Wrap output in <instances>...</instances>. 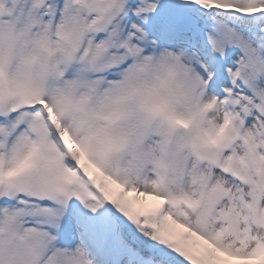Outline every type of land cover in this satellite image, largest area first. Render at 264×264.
Instances as JSON below:
<instances>
[{"label": "snow or ice", "instance_id": "snow-or-ice-1", "mask_svg": "<svg viewBox=\"0 0 264 264\" xmlns=\"http://www.w3.org/2000/svg\"><path fill=\"white\" fill-rule=\"evenodd\" d=\"M76 201L150 228L163 264H264V0H0V264H91L61 246Z\"/></svg>", "mask_w": 264, "mask_h": 264}, {"label": "rangeland", "instance_id": "rangeland-1", "mask_svg": "<svg viewBox=\"0 0 264 264\" xmlns=\"http://www.w3.org/2000/svg\"><path fill=\"white\" fill-rule=\"evenodd\" d=\"M142 199L145 201V203H152L148 201L147 197H144ZM87 210L88 212L92 211L91 208ZM113 210L119 221L117 222L116 219L112 218V230L110 238H108V241L105 244L103 250L99 249L100 253L111 262L110 264H114V260L117 264H163L162 257L164 256L165 246L161 245L158 241L153 240L151 235L146 234L151 232V229L145 228L142 230L140 226L130 220L122 212H120L115 205ZM75 214L74 211H72L69 215L68 213H66L65 215L67 219L69 218V226L72 229L71 240L67 244L72 248L80 247L86 254V250L83 248L84 245L81 243V238H79V234H83L84 236L85 232L87 231V228L85 227V225H80L77 227V229L75 228ZM121 223L123 225H121ZM73 227L76 230L74 232ZM83 239L85 238L83 237ZM73 240L75 241L74 243ZM64 245L65 243H61V246ZM112 248L118 249L119 253L117 255H114V251ZM156 248L159 252H157ZM160 254L161 256H163L160 257ZM89 260L91 261L90 258ZM91 264L93 263L91 262Z\"/></svg>", "mask_w": 264, "mask_h": 264}, {"label": "clouds", "instance_id": "clouds-1", "mask_svg": "<svg viewBox=\"0 0 264 264\" xmlns=\"http://www.w3.org/2000/svg\"><path fill=\"white\" fill-rule=\"evenodd\" d=\"M161 76L168 80L169 87L165 90V95L172 97L171 103L167 107L166 126L174 129L177 135L185 133L187 129L178 121L184 120L187 123H194L196 108L190 102L187 94L188 83L185 72L178 66H163L158 69ZM171 144L175 146V139H171ZM124 155L125 159H132L130 153L117 154L113 157L112 163L119 165L122 161L120 156ZM165 164L171 163V155L167 152L161 154Z\"/></svg>", "mask_w": 264, "mask_h": 264}, {"label": "bare ground", "instance_id": "bare-ground-1", "mask_svg": "<svg viewBox=\"0 0 264 264\" xmlns=\"http://www.w3.org/2000/svg\"><path fill=\"white\" fill-rule=\"evenodd\" d=\"M76 203H78V201H76ZM80 204H81V203H80ZM82 206H83V205H82ZM73 210H74V209L69 210V211L67 212L68 215H69ZM83 212H84V208L81 207L80 210L77 209L76 211H74V214L76 213L77 215H81V214H84ZM94 219H95V218H94ZM68 220H69V218L67 219V222H68ZM70 221H72V220H70ZM71 231H72V229H71ZM74 231H76V230H75L74 227H73V232H74ZM84 238H85L84 240H87V238H88L87 233L84 234ZM88 241H89V239H88ZM91 241H92V240H91Z\"/></svg>", "mask_w": 264, "mask_h": 264}]
</instances>
